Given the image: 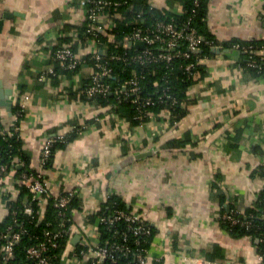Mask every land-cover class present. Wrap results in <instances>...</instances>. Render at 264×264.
<instances>
[{
	"label": "crops",
	"instance_id": "1",
	"mask_svg": "<svg viewBox=\"0 0 264 264\" xmlns=\"http://www.w3.org/2000/svg\"><path fill=\"white\" fill-rule=\"evenodd\" d=\"M148 1L171 12L182 6ZM207 4V26L219 40L264 38V0ZM84 17L80 0H0V90H5L0 101L25 108L19 119L0 104L1 121L9 127L19 120L30 165L43 171L52 195L73 189L78 194L75 235L66 251L72 244L83 247L81 239L96 241L95 213L116 193L154 227L149 264H263L256 242L232 236L220 216L230 208L253 207L264 191V75L241 66L240 50L223 57L214 52L203 59L205 74L188 91L194 101L178 125L160 118L106 125L95 117L109 108L86 105L79 96L91 69L57 72L49 54L55 39L70 32L66 25L81 26ZM74 120L87 122L89 129L58 149L44 168L46 141L69 132ZM17 178L14 170L0 178V220L8 213L2 192L11 189L16 197Z\"/></svg>",
	"mask_w": 264,
	"mask_h": 264
},
{
	"label": "built area",
	"instance_id": "2",
	"mask_svg": "<svg viewBox=\"0 0 264 264\" xmlns=\"http://www.w3.org/2000/svg\"><path fill=\"white\" fill-rule=\"evenodd\" d=\"M129 0H80L82 7L85 10L84 23L85 28L82 30L80 26L74 28L73 36L70 41H60L55 39L54 47L49 51L50 57L58 60L65 70L77 71L80 68L89 67L91 69V78L87 86L80 88L79 96L85 101L86 105L95 107H102L99 102V96L114 93L118 102H121L123 96L134 94V102L138 105V113L133 119L138 120L137 124H143L148 121H154L157 118L165 120V123L178 125L180 119L173 115L172 108L178 104H185L186 100L180 101L179 98L173 97L168 93V87L163 88L156 98L151 96L144 97L141 94L142 82L146 78L144 68L147 66L173 62L178 57H183L187 60L184 64L185 69L190 75L195 74L193 69L196 64L203 62L206 56L202 55V43L211 45L212 48L225 49L220 45H215L208 41L199 32V30L192 24V18H188L184 22H178L175 18L169 20L157 19L150 23H145L146 18L139 13L133 22L135 25L130 33L124 39V47L127 49L133 48L131 54L124 53H110L106 44H102L101 34L106 32L109 39H114V34L111 32L116 25V18H125L123 8L128 7ZM180 13L184 12L181 6ZM83 23V24H84ZM138 42H143L146 46L140 47ZM183 44L185 49H180ZM93 46L90 53H83L81 50ZM231 49V48H229ZM232 49H245L247 47L241 44H235ZM264 52V48H261ZM224 56L221 51L219 55ZM194 55L193 59L191 58ZM122 60L124 63L141 65V69L134 67L131 71V76L113 86L107 80L113 74L112 60ZM53 68L49 72H53ZM153 75L157 74L156 69H153ZM166 76V75H165ZM41 79L46 78L42 75ZM167 78V76H166ZM168 82V80H165ZM155 85H162L158 78L154 81ZM78 87V86H77ZM188 99L189 96H188ZM160 103H167L161 113L155 114L148 109V106L157 105ZM22 108V112L25 111ZM163 114V115H162ZM164 114H167V121ZM95 121L110 125L114 121H126V124H132L131 119L119 112L111 109L95 117ZM90 124L84 123L81 126L77 124L70 127V131L78 130L79 132H86ZM9 128L1 130L7 131ZM16 130L20 127L16 126ZM9 132V131H8ZM58 138L63 139L65 133L58 134ZM57 141L55 136H50L46 141L42 153L43 164L51 153L53 143ZM264 169V162L262 163ZM10 169L6 164H0V176L4 172L7 174ZM37 170V169H36ZM26 181L29 191L32 193V198H42V195H51L49 189V182L44 176L43 171L37 170L35 174H21L18 181ZM17 187H14V192ZM11 189H5L2 196L6 197L11 194ZM76 191L67 190L55 196V205L60 207L56 216L57 220H50L47 222V228L44 232V240L38 244L31 245L27 248L28 256L33 259V264H54L56 258H60L61 263L65 264L66 261L72 264H149L153 259L151 252V242L147 241V236L153 234V225L149 220H146L141 214L127 212L122 208H117L112 214H97L95 227L96 241L92 244L87 240H80L83 247L78 248L74 245L69 247L66 251L65 241H69L75 235L74 212L68 214L63 210L67 203L70 202L72 196ZM26 212L32 213L33 207L28 205L25 208ZM15 213V211H14ZM92 215V214H88ZM96 215V214H95ZM243 211L231 210L223 213L220 216L225 221L231 224H246L250 226L248 220L243 219ZM59 219V220H58ZM104 229V231L102 230ZM105 232V233H104ZM22 231L5 233L0 231V262L3 264H16L13 260L16 259L14 246L21 238ZM107 235V236H106ZM133 237V238H132ZM264 242V237L260 238ZM63 248V251H59ZM58 249V250H57ZM57 250V251H55ZM181 256L188 259L187 252H180ZM262 263L264 264V255L260 254ZM156 260L161 258L157 257ZM194 261H197L194 258Z\"/></svg>",
	"mask_w": 264,
	"mask_h": 264
},
{
	"label": "trees",
	"instance_id": "3",
	"mask_svg": "<svg viewBox=\"0 0 264 264\" xmlns=\"http://www.w3.org/2000/svg\"><path fill=\"white\" fill-rule=\"evenodd\" d=\"M128 2V7L123 8V14L125 15V18H116V25L111 31L114 34V39H109L106 32L101 34L102 44H106L108 46L109 54L115 52H128V54H131L134 51L133 48L127 49L124 47V39L133 29L135 25V22L133 21L136 19L135 17L139 13L142 14L141 18L139 19V23H142L141 19L143 17L146 18L145 23H150L157 19L169 20L171 18H175L178 22H184L191 17L192 24L199 30L206 40L211 41L213 44L220 45L223 48L231 49L237 43L241 44V46L247 47L248 50L240 49L241 56L239 63L243 68L254 75H264V52H261V48H264V38L252 40H243L240 38H232L223 41L219 40L211 33L207 26V0H169L170 3L177 2L181 4L184 8L183 13L171 12L167 9L156 8L148 0H129ZM85 26L86 24L84 23L79 28L83 30ZM76 27L78 26L71 28V26L67 24L64 30L65 32H70L64 36H60V41H70L74 33L73 30ZM201 46L202 51L200 53L202 55L206 56L215 54V51H213L211 45L205 44L203 42ZM180 49H185V45L183 44ZM193 56L194 55L191 57L192 59L194 58ZM53 61L55 63V71L59 72L58 70L65 69L58 60L53 59ZM186 62L187 60L183 57H178L169 64L160 63L144 68L146 78L142 82L141 90V94L144 97L151 96L156 98L159 92L164 90L163 88L168 87V93L172 94L173 97L179 98L180 101L186 100L185 104H178L172 108L173 115L176 116L177 119H182L185 116L189 105L194 101L188 99V91L205 74V65L203 62L196 64L195 68L193 69L195 74L192 75H190L184 67ZM110 63L113 67V74L109 76L107 80L111 82L113 86H116L120 82H123L125 79L129 78L131 76L132 68H142L141 65H128L122 60L114 59ZM154 68L156 69L157 74L153 75L152 71ZM156 78L160 80L162 85L154 84ZM165 80H168V82ZM87 84L85 86H87ZM80 91L81 90L78 92ZM99 102L103 108H110L111 111L114 110L131 119L133 125H136L139 122L138 120L133 119V117L138 113L139 108L137 103L134 102V94L123 96L121 102H118L115 94L111 92L107 95L99 96ZM167 106V103H160L157 105L148 106V109L155 114H159ZM13 112L14 114H19V119L22 118L23 112L19 106L14 105ZM1 120L2 115L0 106V164H6L8 169L14 170L18 179L21 174H35L37 170L30 165L31 156L24 149V143L20 129H15L16 126L20 127L19 120H17L13 125H10L8 127L9 129L5 132H1V130L6 129V126L3 125ZM75 124L78 126L82 125V123L74 120L69 126ZM80 133L83 132H79L78 130L69 131L65 133L63 139L58 138V134L52 135L57 138V141H55L51 147V153L44 163V168L50 167L55 152L58 149L68 145L72 140L78 137ZM261 172L264 173L263 165H261ZM1 175L2 176H0V178L5 176L6 173L4 172ZM17 187L19 189V194L16 197L11 195L5 197L7 201L6 204L8 213L4 219L0 220V231L8 234L22 231L23 229L20 240L16 242L14 246L16 259L13 260V262L16 264H33L34 261L28 256L27 248L31 245L38 244V242L41 240H44V232L47 228L46 224L50 220H57L56 216L60 210V207L55 205L56 198L52 194L49 196L42 195V202L40 198L35 200L32 198V193L29 191L26 183L18 181ZM44 198H46V203H44ZM80 204L81 200L78 194L75 193V195L72 196L70 202L67 203V205L62 209L67 211L68 214H71L74 209L80 207ZM28 205L33 207L32 213L26 212L25 208ZM117 208H122L127 212H130L128 205L122 196L112 193L101 203L100 208L95 213V216H97V214H112ZM230 209L236 210L233 208ZM231 210L228 209V211ZM228 211H223V213ZM243 214L244 215L241 216H243L244 220L249 221V227L242 223L231 224L222 218L220 219V222L234 237H251L257 244L258 252L264 255V242L260 240L261 237H264V191L256 204L253 207L245 210ZM102 230L104 231L103 228ZM152 230L153 234L146 237L147 241L150 242L152 241L155 232L154 227H152ZM66 242L67 241L64 240V244ZM78 248H81V246ZM62 249L63 248H61L59 251H63ZM60 263L61 261L59 257L54 260V264ZM0 264L3 263L0 262Z\"/></svg>",
	"mask_w": 264,
	"mask_h": 264
},
{
	"label": "water",
	"instance_id": "4",
	"mask_svg": "<svg viewBox=\"0 0 264 264\" xmlns=\"http://www.w3.org/2000/svg\"><path fill=\"white\" fill-rule=\"evenodd\" d=\"M3 20L0 19V24L2 23ZM138 46L140 47H145L146 45L143 43V42H138L137 43ZM230 49L229 48H225V49H221V48H213V51L215 52H221L223 51L224 53L225 52H228ZM202 51V50H200ZM5 92V90H0V97L3 98V93ZM0 104L3 105V106H6L8 108V110L10 111V114H12V110H13V103L11 100H3V102L0 101ZM80 238V235H77L75 236V238L73 239V241L77 242Z\"/></svg>",
	"mask_w": 264,
	"mask_h": 264
}]
</instances>
